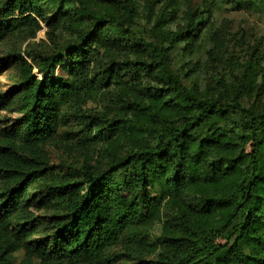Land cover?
<instances>
[{"label":"trees","instance_id":"obj_1","mask_svg":"<svg viewBox=\"0 0 264 264\" xmlns=\"http://www.w3.org/2000/svg\"><path fill=\"white\" fill-rule=\"evenodd\" d=\"M211 11L0 0V66L19 76L0 92V111L19 116L0 119V264H264V110L222 77L198 86ZM99 143L107 159L91 164Z\"/></svg>","mask_w":264,"mask_h":264},{"label":"rangeland","instance_id":"obj_2","mask_svg":"<svg viewBox=\"0 0 264 264\" xmlns=\"http://www.w3.org/2000/svg\"><path fill=\"white\" fill-rule=\"evenodd\" d=\"M174 1L178 3L182 11L204 10L207 6L212 8L211 25L207 33L211 39L207 40L203 46V53L200 59L203 66L196 79L198 86L207 90L211 85L215 86L214 79L216 77H222L227 84L234 86L243 85L245 87L246 94L241 98V106L259 111L264 110V8H257L247 4L242 5L240 8L224 3L215 5L211 3V0ZM44 31L45 28L39 31L33 41L43 40ZM8 45L7 42L0 45V55L4 54L2 51ZM24 46L25 43L21 45V49ZM207 50L213 53L212 57L205 53ZM215 54L217 56H214ZM188 60H192V57L188 58ZM249 60H253L252 65H255L251 70L246 68V63ZM96 70L94 64L90 63L89 74H95ZM34 73L37 74L36 71ZM57 73L62 79H65V75L60 70ZM18 79V73L13 65L0 66L1 93L7 92ZM188 80L191 81L190 78ZM99 107V98L88 104V108L91 110ZM0 113L2 127H7L6 129L11 127L13 122L19 117L16 113L7 110H1ZM233 118L238 119L239 117L234 115ZM58 129L61 133L68 131L66 127ZM97 149L98 152L91 159V164H94L100 157L107 159L102 143L98 144ZM59 153L66 163L80 165L84 162L83 156L78 152L65 155L60 150ZM49 154L53 162L58 161L56 151L49 150ZM163 207L164 205L161 204L160 213L168 216L170 213ZM147 231H149L150 238L154 239V236L159 235L161 232V221L155 222ZM21 257V251L15 253L14 263H18ZM148 259H153V256L148 257Z\"/></svg>","mask_w":264,"mask_h":264}]
</instances>
